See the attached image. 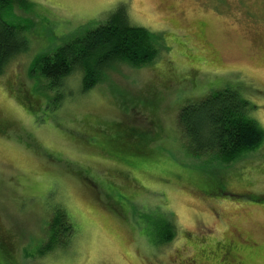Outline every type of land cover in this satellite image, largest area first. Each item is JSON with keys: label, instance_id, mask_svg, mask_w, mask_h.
I'll return each mask as SVG.
<instances>
[{"label": "rangeland", "instance_id": "rangeland-1", "mask_svg": "<svg viewBox=\"0 0 264 264\" xmlns=\"http://www.w3.org/2000/svg\"><path fill=\"white\" fill-rule=\"evenodd\" d=\"M30 1V47L0 78V264H264V201L253 200L264 141L222 167L193 153L179 122L188 105L236 89L264 130V0ZM123 7L154 35L156 60L119 65L89 92L75 74L58 107L39 95L34 58ZM58 209L75 236L40 257ZM153 218L174 226L172 242L151 244Z\"/></svg>", "mask_w": 264, "mask_h": 264}, {"label": "trees", "instance_id": "trees-1", "mask_svg": "<svg viewBox=\"0 0 264 264\" xmlns=\"http://www.w3.org/2000/svg\"><path fill=\"white\" fill-rule=\"evenodd\" d=\"M32 7L30 0H0V78L30 47L29 35L36 26ZM158 54L154 35L133 26L123 7L95 29L36 56L30 77L43 83L47 94L37 88L39 95L55 97L51 102L58 107L69 92L66 83L71 76L80 74L82 91L89 92L119 65L147 67ZM248 104L236 89H225L185 107L179 122L193 153L197 157L212 155L222 167H229L258 149L264 130L249 116ZM253 200L264 201V196ZM154 219L148 223L144 219L151 244L160 247L172 242L177 234L174 226L167 219ZM47 223L48 241L40 244V257L66 252L76 233L75 225L60 209Z\"/></svg>", "mask_w": 264, "mask_h": 264}, {"label": "flooded vegetation", "instance_id": "flooded-vegetation-1", "mask_svg": "<svg viewBox=\"0 0 264 264\" xmlns=\"http://www.w3.org/2000/svg\"><path fill=\"white\" fill-rule=\"evenodd\" d=\"M239 236H241V235H239ZM229 258H230V260H231V259H234V258H238V261L240 260L239 255H238L235 251H233V250H230V251H229ZM238 261H236V262H232V263H237ZM229 262H231V261H229ZM182 264H183V263H182ZM188 264H191V263L188 262ZM230 264H231V263H230Z\"/></svg>", "mask_w": 264, "mask_h": 264}]
</instances>
